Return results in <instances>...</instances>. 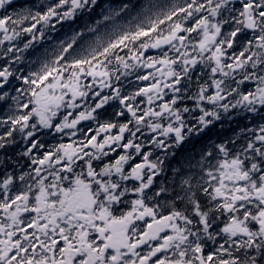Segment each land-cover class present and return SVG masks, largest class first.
Listing matches in <instances>:
<instances>
[{
	"label": "snow or ice",
	"instance_id": "1",
	"mask_svg": "<svg viewBox=\"0 0 264 264\" xmlns=\"http://www.w3.org/2000/svg\"><path fill=\"white\" fill-rule=\"evenodd\" d=\"M0 264H264V0H0Z\"/></svg>",
	"mask_w": 264,
	"mask_h": 264
}]
</instances>
